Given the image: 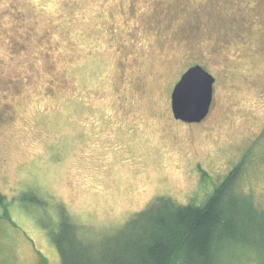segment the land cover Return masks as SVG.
<instances>
[{
    "label": "rangeland",
    "instance_id": "1",
    "mask_svg": "<svg viewBox=\"0 0 264 264\" xmlns=\"http://www.w3.org/2000/svg\"><path fill=\"white\" fill-rule=\"evenodd\" d=\"M7 1L0 264H61L62 209L101 254L160 196L202 203L252 146L240 189L264 205V0ZM195 63L217 78L214 103L186 123L171 91Z\"/></svg>",
    "mask_w": 264,
    "mask_h": 264
},
{
    "label": "trees",
    "instance_id": "2",
    "mask_svg": "<svg viewBox=\"0 0 264 264\" xmlns=\"http://www.w3.org/2000/svg\"><path fill=\"white\" fill-rule=\"evenodd\" d=\"M7 2L9 9L17 8L13 0ZM253 148L202 203L183 204L160 196L136 213L101 254L79 237L77 224L62 209L57 229L52 231L61 264H227L220 257L231 255L232 250L252 251L255 264L264 263V257L258 259L264 249V205L240 189Z\"/></svg>",
    "mask_w": 264,
    "mask_h": 264
},
{
    "label": "water",
    "instance_id": "3",
    "mask_svg": "<svg viewBox=\"0 0 264 264\" xmlns=\"http://www.w3.org/2000/svg\"><path fill=\"white\" fill-rule=\"evenodd\" d=\"M215 80V76L201 64L190 66L171 92L175 118L187 123L203 121L211 109Z\"/></svg>",
    "mask_w": 264,
    "mask_h": 264
},
{
    "label": "flooded vegetation",
    "instance_id": "4",
    "mask_svg": "<svg viewBox=\"0 0 264 264\" xmlns=\"http://www.w3.org/2000/svg\"><path fill=\"white\" fill-rule=\"evenodd\" d=\"M195 64H196V63H195ZM199 64H200V63H199ZM193 65H194V64H193ZM187 69H188V68H187ZM187 69H186V70H187ZM186 70H185V71H186ZM185 71H183V73H184ZM183 73H182V74H183ZM182 74H181V75H182ZM214 76H215V75H214ZM215 78H216V76H215ZM216 80H217V78H216ZM216 80H215V82H216ZM214 84H215V83H214ZM214 90H215V87H214ZM171 92H172V91H171ZM213 103H214V93H213V100H212V104H211V109H210V111H209L207 117L212 113V106H213ZM171 107H172V105H171ZM172 113H173V111H172ZM173 116H174V114H173ZM207 117H206V118H207ZM174 118H175V116H174ZM206 118H205V119H206ZM175 119H176V118H175ZM205 119H204V120H205ZM176 120H180V119H176ZM204 120H203V121H204ZM180 121H182V120H180ZM203 121H201V122H203ZM183 122H184V121H183ZM201 122H199V123H201ZM186 123H187V122H186Z\"/></svg>",
    "mask_w": 264,
    "mask_h": 264
}]
</instances>
